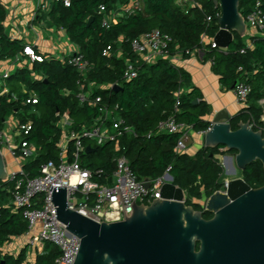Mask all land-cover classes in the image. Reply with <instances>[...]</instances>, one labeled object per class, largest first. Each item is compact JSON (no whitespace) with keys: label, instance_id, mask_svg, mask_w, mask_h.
<instances>
[{"label":"trees","instance_id":"obj_1","mask_svg":"<svg viewBox=\"0 0 264 264\" xmlns=\"http://www.w3.org/2000/svg\"><path fill=\"white\" fill-rule=\"evenodd\" d=\"M41 1L45 6L41 17L46 16L52 25L65 30L68 39L89 61L91 68L83 80L71 65L56 58L42 59L33 62L30 68H16L6 79L8 92L0 95V128L9 116H15L20 122H32L25 140L35 145L37 154L24 161V172L35 176L40 173L42 165L58 163L57 143L61 129L57 125V112L68 113L78 128L95 118L100 106L107 105L112 109L117 106L120 116L134 127L137 135L122 137L119 150L112 142L103 145L87 143L90 150L82 154V164L92 170L103 169L105 175H110L114 169V158L123 154L139 180L160 177L170 166L172 183L186 194L185 204L202 210L201 201L224 185V167L219 156L233 155L235 151L222 145L213 148L202 146L190 155L174 149L181 132L156 133L146 137L158 120L172 112L177 91H180L179 111L175 114L177 121L195 132L211 126L204 118L210 113L209 104L196 87L183 91L190 85V76L175 66L170 57L178 53L188 57L193 51L200 50L203 59L212 62L213 71L219 76L223 88L231 89L237 79L246 80L251 85L247 105L231 118L232 129H236L239 121L259 123L262 110L259 101L264 99V37H250L252 45L248 47L247 37L234 32L225 50L201 42L202 34L212 38L218 30L216 18L220 7H215L211 0H201L203 11L190 8L187 12L180 8L178 0H141L143 6L140 10L111 17L108 28L102 26L104 15H111L115 8L131 0H68V5L63 0ZM256 1L264 6V0H239L241 15L244 16ZM100 6L104 7L103 12H99ZM207 15L212 18L208 24L205 21ZM6 16L7 9L0 2V61L17 57L25 45L20 39L7 35L4 26ZM91 17L93 19L87 25ZM153 28L169 34L172 42L168 56L146 62L130 49L129 41ZM107 45L112 49L108 55H102ZM125 59L137 68V76L131 80L123 78ZM79 79L84 88L88 83L97 86L90 96L101 97L102 102L97 107L80 105L77 98ZM115 83L120 85V89L110 87ZM32 94L37 102L26 103ZM195 99L196 103L193 102ZM262 172L264 168L256 160L247 165L241 175L247 184L253 185L259 181ZM96 180L103 182L104 179ZM11 190L10 182L0 181V264H53L59 251L50 243L43 245L32 263L27 260V247H22L16 255L2 250L12 237L24 235L27 229L26 221L11 204ZM202 215L206 218L210 213L203 212Z\"/></svg>","mask_w":264,"mask_h":264},{"label":"built area","instance_id":"obj_2","mask_svg":"<svg viewBox=\"0 0 264 264\" xmlns=\"http://www.w3.org/2000/svg\"><path fill=\"white\" fill-rule=\"evenodd\" d=\"M63 1L65 5H68V0ZM41 3V0L37 3L39 8L44 7L43 3ZM177 3L184 12H187L190 8H198L203 11L201 0H178ZM142 6L141 0H131L125 4V13L132 14L140 10ZM103 11L104 7L100 6L99 12ZM113 15L114 12L111 15H104L102 19L103 27L108 28L110 26ZM242 17L246 26L245 36L248 37L246 45L251 47L250 37H264V6H262L260 1H256L251 9ZM211 19V16H206L205 21L207 24L211 22ZM171 42L172 38L169 34L158 28H153L132 38L129 41V45L134 53L148 54L156 57L155 60H157L159 57L168 56V48ZM201 42L218 48L213 42V37L208 38L206 34H202ZM111 49V45H107L103 49L102 55H108ZM219 49L225 50L226 48ZM241 51L244 52L243 50ZM193 52L201 51L195 50ZM119 53H121L120 50ZM21 54L24 57L22 60L17 56L12 59H6V64L12 61L13 63L17 62L23 67L29 63L30 68L33 62L46 59L31 44L24 45ZM59 60L74 67L78 71L80 79L83 80L91 68V64L79 52L78 48L73 53ZM3 61H0V95L7 94L8 89L5 86V81L12 73L10 66L7 67L6 64H3ZM22 63L24 64L22 65ZM240 70L241 68L239 67L238 71ZM136 76L137 68L135 64L125 59L123 78L131 80ZM35 78H39V76L35 75ZM80 79L78 81L80 90L77 93L80 105L97 107L102 102L101 97H90L93 89L97 86L94 83H88L86 88H84ZM232 90L236 101L245 107L251 92V85L246 80H240ZM67 93L68 91H65V94ZM179 95L180 91H177L172 112L158 120L154 129L146 133V137H150L156 133L181 132L182 136L174 149L176 152L182 153L185 152V138L191 127L177 121L175 117V114L179 111ZM36 102V97L33 94L26 99V103ZM259 105L262 108L259 123L256 124L254 121H250V126H255L257 129L264 131V99L259 101ZM98 110L99 114L95 118L88 124L81 125L78 128H75L74 120L68 113H56L58 117L57 125L61 129L60 139L57 143L59 161L57 164L48 162L42 165L40 173L35 176H29L24 172L22 167L26 159L33 158L37 154L35 145L25 140V136L31 130L32 122L30 120L20 122L18 119L5 120L3 125L6 129L5 127L0 128V152L4 157L7 171L5 182H10L12 186L11 204L14 210H18L26 221L27 229L25 234L28 237V245L38 242L41 245L50 243L56 246L59 254L54 259L53 264H73L79 248V238L68 232L65 224L57 219L55 207L51 200L52 191L49 190L51 186L54 188L65 187L69 208L100 223L123 219L122 203L126 216L130 215L132 211L130 203L137 191L141 192L137 194L134 202L149 204L154 198L160 197L159 191L161 186L166 182H171L167 179V175L170 174V166L166 168L160 177L139 180L131 170L128 160L123 154L117 155L114 158V169L110 175H105L103 169L92 170L85 167L82 164V154L86 152L87 146L90 147V145H86L87 143L103 145L107 142H112L117 146V150H119L118 144L122 137H135L137 135L134 127L120 116L117 106L112 109L104 105L100 106ZM204 131L200 133L202 134ZM8 132L12 134L8 136ZM70 142H72L71 149H69ZM8 157L18 162L15 168H7ZM101 177L104 179L103 182L96 180ZM227 180L224 181V185L227 183ZM145 183H148V187H145ZM27 260L31 263L34 261L33 259L29 260L28 257Z\"/></svg>","mask_w":264,"mask_h":264},{"label":"water","instance_id":"obj_3","mask_svg":"<svg viewBox=\"0 0 264 264\" xmlns=\"http://www.w3.org/2000/svg\"><path fill=\"white\" fill-rule=\"evenodd\" d=\"M211 1L220 7L213 42L225 30L227 37L223 36V43L215 45L227 48L234 32L241 37L246 34L239 0ZM18 58L24 57L19 54ZM238 82L235 80L231 89ZM111 88L118 90L120 85L115 83ZM231 118L225 111L212 115L211 126L201 134L202 145H222L234 150L229 157L234 172L244 170L256 160L264 168V131L250 126V120L239 121L237 128L232 129ZM89 150L87 146L86 151ZM6 178L5 160L0 152V181ZM167 179L171 182L163 185L176 186L170 174ZM229 180H239L245 191L231 198L226 183L224 191L216 190L201 201L202 210L186 205L183 189L176 186L180 199L160 196L149 204L134 202L141 192L137 191L130 203L132 211L126 216L119 191L124 218L100 223L69 208L65 187L51 186L49 190L57 219L79 238L73 264H207L208 257L214 258L215 264H264V185L250 189L240 177ZM144 185L148 187V183ZM203 212L213 215L205 219ZM252 225L258 228L255 236L246 230ZM197 241L199 252L195 248Z\"/></svg>","mask_w":264,"mask_h":264},{"label":"crops","instance_id":"obj_4","mask_svg":"<svg viewBox=\"0 0 264 264\" xmlns=\"http://www.w3.org/2000/svg\"><path fill=\"white\" fill-rule=\"evenodd\" d=\"M39 0H0V2L7 9V16L4 20L5 31L11 38L20 39L22 42L31 44L38 53L43 54L46 59L56 58L60 59L73 53L77 47L67 37L64 29L52 25L46 16L41 17L44 8H39L37 3ZM128 7V6H127ZM114 17L117 18L125 15V4L113 10ZM112 16V17H113ZM248 41V37L245 39ZM202 52H192L190 56L184 57L178 53L170 57L171 62L182 69H184L190 76V85L183 91H189L191 87H196L202 94V98L209 104L210 113L204 118L210 122L212 115L217 112L225 111L228 115L233 117L237 115L243 105L236 101V97L232 89H225L220 83L219 76L213 71L212 63L209 60H204ZM143 61H154L156 57L148 54H138ZM7 60L3 61L6 64ZM24 63H22L23 65ZM10 66L12 72L16 68L21 67L17 62L10 61L6 64ZM24 66H30L29 63ZM23 91L25 89L23 88ZM17 119L15 116H9L6 120ZM3 127H5L3 125ZM6 129V127H5ZM12 133L8 132V136ZM14 137V133H13ZM185 145L187 152L190 155L196 153L201 148L202 138L200 132H195L192 129L188 131L185 138ZM11 160L12 168L18 164L17 161ZM9 163V162H8ZM34 235V234H32ZM28 237L26 234L12 237L9 245L13 250L16 249L15 243H22L21 247H27V251L31 253L34 260L35 255L42 250L43 245L36 242L28 245ZM13 242V245L11 244ZM4 248V247H3ZM2 250L6 252L4 249ZM10 248V249H11ZM8 253L14 254L9 251Z\"/></svg>","mask_w":264,"mask_h":264},{"label":"bare ground","instance_id":"obj_5","mask_svg":"<svg viewBox=\"0 0 264 264\" xmlns=\"http://www.w3.org/2000/svg\"><path fill=\"white\" fill-rule=\"evenodd\" d=\"M227 31L221 30L218 35L215 38V43H223L222 37L226 36L227 37ZM246 187L239 181V180H228L227 181V193L229 197H235L245 191ZM161 191V193H160ZM159 191V196L173 199V200H178L180 199V192L177 190L176 186H170V185H162Z\"/></svg>","mask_w":264,"mask_h":264},{"label":"rangeland","instance_id":"obj_6","mask_svg":"<svg viewBox=\"0 0 264 264\" xmlns=\"http://www.w3.org/2000/svg\"><path fill=\"white\" fill-rule=\"evenodd\" d=\"M246 39V38H245ZM230 156H233V155H231V154H229V153H226V154H222V155H220L219 156V159H220V162L222 163V165H223V167H224V180L223 181H225L226 179H230L231 177H233L234 175H233V170H231L230 169V166H229V164H230V161H229V157ZM7 162H9L8 163V167L7 168H12V165H13V163L11 164V160L10 159H8L7 158ZM224 183V182H223ZM222 191H224L225 190V186H223V188L221 189ZM185 197H186V194H185V192H184V199H185ZM12 245H13V242L11 243ZM14 244L16 245V249L15 250H13L12 248H11V246L9 245V242L8 243H6L2 248L6 251V252H9V251H11L12 250V252H14V254L16 255L17 254V252L22 248L21 246H22V243H15L14 242ZM11 248V249H10ZM31 255V253L29 252H27V257L29 258V260H32V257L30 256Z\"/></svg>","mask_w":264,"mask_h":264},{"label":"flooded vegetation","instance_id":"obj_7","mask_svg":"<svg viewBox=\"0 0 264 264\" xmlns=\"http://www.w3.org/2000/svg\"><path fill=\"white\" fill-rule=\"evenodd\" d=\"M229 161H230V158H229ZM229 166H230V169L231 170H233V168H232V166H231V161H230V164H229ZM234 171V170H233ZM233 177H231L230 179H232V178H236V177H240V178H242L243 179V177H242V175H241V171H236V172H233ZM244 180V179H243ZM244 182H245V180H244ZM246 183V182H245ZM247 184V183H246ZM248 185V187L250 188V189H257V188H259V187H261L262 185H264V172H262L261 173V177L259 178V181L258 182H256L255 184H253V185H249V184H247ZM212 213H210V215H209V217H204L205 219H209V218H211L212 217ZM246 230L251 234V235H253V236H255L256 235V232L258 231V228L257 227H255L254 225H252V226H248L247 228H246ZM199 247H200V243L197 241L196 242V244H195V248H196V252H199ZM207 264H215V259L213 258H210V257H208V260H207Z\"/></svg>","mask_w":264,"mask_h":264}]
</instances>
